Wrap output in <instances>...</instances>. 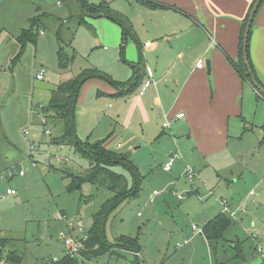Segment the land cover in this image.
<instances>
[{"label": "rangeland", "instance_id": "rangeland-1", "mask_svg": "<svg viewBox=\"0 0 264 264\" xmlns=\"http://www.w3.org/2000/svg\"><path fill=\"white\" fill-rule=\"evenodd\" d=\"M88 1L96 6L103 3L112 9L117 7L127 14L136 10L134 0ZM70 7L72 13L78 12L74 3ZM36 9L39 15L44 13L50 17L46 21L47 27L41 28L43 35L37 36L38 44H27L19 59L14 60L20 51L15 34L21 28L29 27L27 18L34 17ZM69 13L67 4L60 0H0V237L7 239V251L17 250L21 254L20 264H46L49 258L61 260L64 248L57 238L58 234L68 230L67 224L76 222L84 225L83 232L87 234L91 228V216L112 196L109 191L92 183L69 189L72 176L85 175L90 163L75 148L61 143V121L44 118L38 109L47 102L36 99L37 89H46L41 84L53 87L63 77L78 76L84 70L94 69L95 65H104V69L113 72H118L119 66L126 67L123 65L124 55L121 54V58L117 54L118 47L112 56L108 41L98 42L99 32H109L111 27L120 28L111 19L101 18L91 20L90 27L72 29L71 38L63 36L60 46L67 56L71 55L73 47L74 58L70 67L62 71L58 66L56 53L59 43L55 39L52 21L55 18L64 20ZM103 46L106 48L103 49ZM41 72L45 74L44 79L36 83L35 76ZM126 72L127 79H130L132 71ZM117 102L112 96H97L94 88L86 91L83 86L80 89L73 117L75 132L82 142L94 144L110 137L106 147L112 151L115 136L124 132L123 119L117 120L109 114ZM135 125L128 127L134 139L142 133L136 130ZM24 132H27V137ZM169 135L167 130L165 139L149 147L141 144L142 147L137 149V146L132 147L125 142V136L120 148L113 150L118 154H130L131 162L139 171V185L137 195L122 202L109 215L105 239L110 245L116 244L122 236L137 239L140 255L135 256V252L124 248L111 247L106 254L92 257L88 262L82 256L77 258L78 261L84 264H127L135 263L137 257L139 264H181V254L175 252L176 244L182 243L184 237L191 234L192 226L201 229L206 220L222 211L219 197L240 203L247 214L259 208L255 207V203L264 207V157H259L262 162L258 168L251 163V168L246 169L247 164L244 163L241 175H233V178L215 175L217 170L209 168L204 171L209 191L200 190L197 194L190 190L193 182H188L184 175L181 178L175 176L173 170L167 174L162 170L168 160L166 153L170 149V152L175 150L173 141L167 138ZM263 139L261 135L260 141ZM244 157L245 161H250L249 156ZM14 167L25 175L19 177L16 172L12 178L7 177V171ZM112 170L123 175L130 187L134 185L126 167L115 166ZM173 177L178 180L174 186ZM199 178L197 175L196 183ZM217 182L221 183L219 187ZM8 188L16 191L14 197H1ZM250 190L256 194L255 197H247ZM153 191L157 193L151 199ZM179 196H184L183 200H179ZM244 213H241L240 220L237 218L238 221L229 218L230 224L224 234L240 233L244 236L249 231L251 220ZM258 216L255 215V219L264 221Z\"/></svg>", "mask_w": 264, "mask_h": 264}, {"label": "crops", "instance_id": "crops-1", "mask_svg": "<svg viewBox=\"0 0 264 264\" xmlns=\"http://www.w3.org/2000/svg\"><path fill=\"white\" fill-rule=\"evenodd\" d=\"M134 1L136 10L132 13H124L117 7L113 9L128 20L131 35L124 36L120 25L117 29L110 25L113 30L109 28V32H99L97 35L98 42L108 41L111 45L112 56L118 47L117 54L121 58V54L124 55L123 65L129 72L132 71V77L127 79L128 73L123 66L118 67V72H113L104 69V65H95L93 70L106 74L111 82L92 78L82 85L86 91L96 89L97 96H112L118 101L111 107L109 114L117 120L123 119L124 132L115 136L112 150L117 148L116 144L122 145L125 136V142H129L132 147L137 146L136 149L142 145L149 147L152 143L165 139L166 131L169 130L167 138H171L175 150L170 152V149L166 153V159L174 156V164L170 171L165 172L163 166L162 170L166 174L173 170L175 176L182 178L185 168H192L196 178L197 175L200 178L197 183L195 178L189 187L197 194L200 190L208 189L204 171L209 168L217 170L214 171L215 175L225 177L241 175L244 163L247 164L246 169L251 168V163L254 168H258L262 162L259 157H264V139L260 141V136H264V98L258 96L251 82L242 78L237 71L241 63L240 32L254 0ZM36 11L35 16L39 15L38 9ZM68 18L69 14L64 20ZM101 18L109 19L101 14L86 18V24L80 26L90 27L91 20ZM30 19L31 17L27 18ZM253 20L249 34L248 60L258 82L264 88V1ZM52 25L55 32L58 25ZM80 26L71 27L76 29ZM25 29L21 28L15 38ZM39 34L43 35V31ZM71 34L72 30H65V36L71 38ZM71 50L73 51V47ZM200 60L203 61V66L196 68V63ZM207 61L209 70L205 64ZM149 80L151 85L140 95L143 83ZM34 81H39L36 76ZM41 85H45L46 89H37L36 99L38 102L43 99L48 101L58 83L53 87L50 84ZM180 113L184 117L177 120L176 116ZM165 121H169V126L163 128ZM132 124H136V130L142 132L135 139L132 131L128 130ZM245 155L249 156L250 161H245ZM172 179L174 186L178 180L174 177ZM219 185L221 183L217 187ZM250 192L253 190L248 192V198L256 196L254 192L252 195ZM154 196L152 194L151 199ZM222 200L235 213L234 217L224 214ZM219 205L222 211L206 220L204 226L221 215L228 221L229 218L238 221L237 218L240 220L241 213L245 212L243 205L225 197H219ZM254 205L259 208L249 214L246 210L244 215L251 220L249 230L252 226L257 229L256 241L248 235L249 231L245 237L240 233L224 234L229 226L223 232L222 239L215 241L208 240L203 232L199 235L192 230L189 236L184 237V240H189L187 244L180 249L175 246V252L181 254L180 263L264 264V221L255 219V215H259L258 218L264 220V207L262 204ZM6 242L8 247V241ZM7 249L5 246L4 250ZM8 252L16 253L19 257L18 264L21 263L23 257L17 250ZM50 259H46V264Z\"/></svg>", "mask_w": 264, "mask_h": 264}, {"label": "trees", "instance_id": "trees-1", "mask_svg": "<svg viewBox=\"0 0 264 264\" xmlns=\"http://www.w3.org/2000/svg\"><path fill=\"white\" fill-rule=\"evenodd\" d=\"M60 2L66 3L67 9L70 12L68 19L63 21L55 18V22L52 21L53 24L57 23L58 25L55 31V36L56 40L59 43V48L57 50L58 66L62 71L69 68L74 58L72 54L70 56H67L64 53L63 47L60 46V44L63 42L62 38L65 34V30H72L73 27L71 26L85 25L86 18H94L98 17L101 14H104L108 16L109 19L122 27L124 36L131 35L132 31L128 20L122 17L118 12L110 9L106 4L101 3L96 6L90 3L88 0H60ZM69 3H74V5L77 6V13H72ZM253 3L251 4L249 12L253 7ZM149 6L152 8L156 7L154 5ZM249 12L244 19V23L240 32L241 37L239 51L241 55V63L237 71L240 73L242 78L251 82V74L248 68L245 67L242 60V42L244 37L243 32ZM48 18L50 17L42 13L40 15L32 17L29 20V27L23 30L16 38V42H18L19 44L20 51L14 60L19 59L21 54L24 52L27 44H36V38L39 35L41 28L47 27L46 21L48 20ZM68 26H70L71 28ZM250 67L253 75L255 76L253 67L251 65ZM92 78H98L111 82L110 78H108L106 75H102L99 71L93 69L84 70L78 76H73L70 78L63 77V79L57 85L56 90L51 93L50 99L45 104H42V106H40V111L44 118H50L54 121H61L63 126L62 136L60 137L61 141L63 142L61 143H66L70 147L75 148L87 159L88 163H90V169L86 172L85 175L72 176L73 180L69 185V189L72 190L75 188H79L83 183H92L99 188L109 191L112 194V196L106 199V201L100 206V210L91 216V228L88 232V241L85 243L84 250L80 253L82 258L84 257L85 261H89L90 259H92V257H98L106 254L111 250V247H120L121 249L124 248L126 250H131V252H135V254H137L138 250L140 249L137 239L122 236L118 238L117 243L113 245L108 244L107 240L105 239L104 232L109 215L114 211V209L120 206L122 202L137 195V188L139 185V171L138 168L131 162L129 156L130 154H118L113 150L110 151V149H107L106 144L108 143V139L110 137L104 139V141L94 144L82 142L78 138L75 132L73 111L82 85L87 82V80ZM255 80L258 82L256 76ZM256 93L258 94V96L262 97L257 91ZM120 165L126 167L131 174V177L134 181V185H132L131 187L128 185V181L123 175L117 174L112 170L113 167ZM228 226L229 221L227 220V218H225V216L221 215L208 222L204 226L202 232L208 240L215 241L218 239H222V234ZM6 241L7 239H0V256L5 255L12 264H18L19 257L16 256V253L8 251L5 252L4 248L7 243ZM138 261L139 259L136 257L135 263L127 264H139ZM82 262L78 261V259L71 260L67 257H63L58 263L55 264H84Z\"/></svg>", "mask_w": 264, "mask_h": 264}, {"label": "built area", "instance_id": "built-area-1", "mask_svg": "<svg viewBox=\"0 0 264 264\" xmlns=\"http://www.w3.org/2000/svg\"><path fill=\"white\" fill-rule=\"evenodd\" d=\"M203 66V61L200 60L196 63V68H201ZM43 75L44 73L41 72L40 74L36 75V79L41 81V79L43 78ZM151 85V81H145L143 83V86L141 87L140 91H139V94L140 95H143L144 92L146 91V89L149 88V86ZM184 117V114L180 113L179 115L176 116V119L177 120H180L181 118ZM169 126V121H165V123L162 125L163 128L165 127H168ZM23 134H25V137L28 136L27 132H24ZM121 145L119 144H116L115 147L117 148H120ZM174 156H171L168 158L166 164L163 166V170L165 172L167 171H170V169L172 168L173 164H174ZM32 166L34 167L35 164L32 163ZM16 172L18 173V176L19 177H23L25 174L22 172V171H18V168L14 167V168H11V170L9 169L7 171V177L9 178H12ZM185 178L188 180V182H193L194 179L196 178V175L193 171L192 168L190 167H186L185 170H184V174ZM0 177L1 174H0ZM157 192L153 191V195H156ZM16 194V191L13 190V189H6L5 192L2 194L1 197H3L4 195L6 196H14ZM211 194V193H210ZM250 194L252 195L253 192H250ZM184 197V196H183ZM182 196H179L178 199L181 200L183 199ZM221 205H223V211H224V214L226 215H230V216H234V212L228 208V205L226 204V201L225 200H222L221 201ZM67 231L66 232H63L61 231V233L58 234L57 238L58 240L62 241L63 243V256L64 257H67L71 260L73 259H77V257L81 256L80 253L81 251L84 250V247H85V243L88 241V233L85 234L83 232V229H84V225L81 224L80 222H76L74 224H67ZM192 230L195 231L196 233H202V230L196 226H192ZM77 236L74 238L73 236L76 235ZM248 235H250V237L256 241L257 238H258V235H257V229L252 226L251 230H249V233ZM189 242L188 239H185L182 243H178L176 245V248L177 249H180L182 248L185 244H187ZM257 250L258 251H261L260 248L257 247ZM136 256H138V254H136ZM59 262V259L57 258H52L50 259L47 264H55V263H58ZM0 264H12L8 258L3 255V256H0Z\"/></svg>", "mask_w": 264, "mask_h": 264}, {"label": "water", "instance_id": "water-1", "mask_svg": "<svg viewBox=\"0 0 264 264\" xmlns=\"http://www.w3.org/2000/svg\"><path fill=\"white\" fill-rule=\"evenodd\" d=\"M264 1V0H255L254 3H253V7L252 9L250 10L249 14H248V17L246 19V24H245V28H244V32H243V42H242V51H243V63L245 65V67L248 68L250 74H251V82H252V86L253 88L262 96L264 97V88L260 85L259 82H257L255 80V76L253 75L252 73V70H251V67H250V64H249V60H248V51H247V46H248V40H249V32H250V29H251V26H252V23H253V18H254V15L255 13L257 12L261 2ZM206 68L209 70V62L207 61L206 63Z\"/></svg>", "mask_w": 264, "mask_h": 264}]
</instances>
